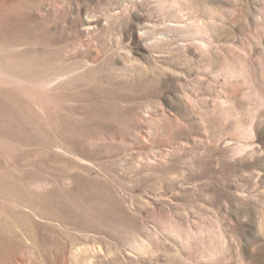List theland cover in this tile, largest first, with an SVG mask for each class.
I'll list each match as a JSON object with an SVG mask.
<instances>
[{"label": "rangeland", "instance_id": "rangeland-1", "mask_svg": "<svg viewBox=\"0 0 264 264\" xmlns=\"http://www.w3.org/2000/svg\"><path fill=\"white\" fill-rule=\"evenodd\" d=\"M0 264H264V0H0Z\"/></svg>", "mask_w": 264, "mask_h": 264}]
</instances>
